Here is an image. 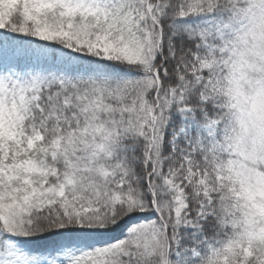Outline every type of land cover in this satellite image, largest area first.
<instances>
[{"label": "snow or ice", "instance_id": "snow-or-ice-1", "mask_svg": "<svg viewBox=\"0 0 264 264\" xmlns=\"http://www.w3.org/2000/svg\"><path fill=\"white\" fill-rule=\"evenodd\" d=\"M0 264H264V0H0Z\"/></svg>", "mask_w": 264, "mask_h": 264}]
</instances>
